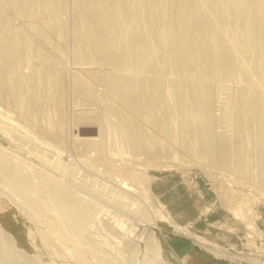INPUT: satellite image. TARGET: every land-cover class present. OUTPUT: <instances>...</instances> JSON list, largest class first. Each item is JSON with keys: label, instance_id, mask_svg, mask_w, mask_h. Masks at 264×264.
<instances>
[{"label": "bare ground", "instance_id": "bare-ground-1", "mask_svg": "<svg viewBox=\"0 0 264 264\" xmlns=\"http://www.w3.org/2000/svg\"><path fill=\"white\" fill-rule=\"evenodd\" d=\"M71 2L73 33L70 34L74 37L75 65L67 71L57 61L65 53V43L48 47L33 41L7 19L4 9L28 21L29 29L44 40L51 34L65 39L69 30L65 18L69 0H0V103L4 107L13 105L28 126L42 133L45 128L51 136L59 138L68 130L63 125L68 96L65 90L66 84L72 82L77 92L103 103L105 115L99 119L98 135L75 138L87 145L90 152L102 155L107 163L110 161L108 164L114 166L116 158L128 155L166 157L178 140L183 154L200 157L220 169L235 164L244 173L251 153L247 148L250 134L246 125L254 120L256 137L250 145L264 171L261 93L246 87L233 90L230 109L232 120L237 123H234L235 138L217 133L210 124L214 117L211 86L215 76H243L264 84V0ZM95 71L99 78L93 75ZM169 72L175 74L174 79L167 77ZM3 112L0 129L8 135L13 120ZM176 129L184 135L180 137ZM50 144L43 146L48 151L53 148L56 158L60 157L52 163L61 172L58 176L22 161L0 146V193L11 197L4 188L8 185L25 201L54 209L71 229L74 241L78 239V244L88 245L96 252L92 254L93 264H138L137 243L131 239L132 228H127L131 224L126 225L121 219L124 212L111 213L100 198L93 199L81 186L63 179L76 159L65 154L59 145ZM82 161L93 168L91 159ZM122 179V184L111 185L117 200H134L124 182L126 178ZM45 211L40 210V214L48 217ZM108 217L111 222L105 220ZM108 231L110 235L106 236ZM15 248L12 236L0 226V251L5 255L1 264H16ZM210 249L220 254L217 248ZM84 251L89 252L85 248ZM72 257L75 258L73 254ZM153 263L151 260L141 264Z\"/></svg>", "mask_w": 264, "mask_h": 264}, {"label": "rangeland", "instance_id": "rangeland-1", "mask_svg": "<svg viewBox=\"0 0 264 264\" xmlns=\"http://www.w3.org/2000/svg\"><path fill=\"white\" fill-rule=\"evenodd\" d=\"M71 3L69 0L68 13L65 14L69 23L68 36L64 37L66 40L57 34H51L47 40L42 39L29 29L28 21L16 16L12 11L4 9V15L7 19L15 27L29 35L33 41L47 44L48 47L65 43V53L64 55L61 54L63 57L60 58L59 56L57 61H61L67 71L71 65H75L72 48L74 37L73 34H70L73 33ZM237 62L241 63L240 58L237 59ZM250 74L252 73L250 72ZM93 75L98 76V71H95ZM167 77L174 79L175 74L169 72ZM66 81L68 82L69 79ZM70 83L66 84L67 90H65V96L68 95L67 100L65 98L63 121L65 130L68 129L65 131L67 132L65 135L55 138L45 128H43V133L42 130L34 129V127L32 129L13 105L7 106L6 104L4 107L5 104L0 103V112H6L13 120L8 126L10 129L8 135L0 129V146L11 154L17 155L18 158H22V161L32 162V165L46 169L57 176L61 175V172L57 171L52 163L60 157L56 158L53 148L51 149L54 150L52 153L43 145L46 146L47 143L54 144L53 146L59 145L57 147H60L65 154H70L72 158L76 159L75 164L71 166V172L69 174L64 173L63 179L81 186L80 188L93 199L100 198L103 204L108 206L105 208L111 213L114 211L118 214L124 212V215L121 214V219L125 221L126 225L131 224L127 228H132L131 239L137 243L138 264L151 260L154 262L153 264H175L164 253L163 238L164 234L168 232L198 240L209 251H211L210 248H217L220 251V256L239 259L249 264H264V171L262 172L260 169L254 153L255 150L250 145L256 137V122L254 120H250L246 125L251 139H249L247 147L251 153H248L249 166L246 173L238 165L235 168V164L227 169H220L219 165L207 162L200 157L185 155L181 152L178 140L175 150L173 149L172 153L166 157L143 154L141 156L128 155L124 156V159L116 158L117 162L115 161L113 166L110 165V161L108 164L102 155L101 158L94 151L90 152L87 145L76 140L75 137H96L98 135L99 119L105 115V109L99 99L80 94L72 87V82ZM244 87L247 90L261 93L264 98V84H257L250 78L243 76L241 78L240 76L232 78L215 76L214 85L211 86L214 117L211 118L210 124L217 133L235 138L236 130L234 131V128L237 123L232 120V109L230 108L233 104L234 91ZM3 107L4 110H1ZM12 123L14 124L12 125ZM180 132L181 130L176 129V133L183 136L184 133ZM35 137L41 141L35 142ZM37 142L44 148L39 146ZM86 159L92 160L93 168L83 164L82 160ZM130 173H134V175L132 176ZM140 175L147 177V181L145 178L142 180V177L139 179ZM124 177L126 178L124 182L128 184V189L134 199L129 202L117 200L111 188L115 182L118 185L122 184L121 179ZM141 181L142 183H140ZM4 188L9 191L11 197L0 193V204L10 211L14 224L27 240V250L25 251L28 254L27 260L25 261L22 256L15 255L13 258L16 264H85L83 258L93 264L92 254H96V252L88 245L78 244V239L74 241L71 229L64 223V218L58 217L54 209L51 210V207L46 208L25 201L8 185ZM40 210H46L45 213L48 214V217L40 214ZM162 215H164L163 218ZM109 216L113 215L110 214ZM110 219L112 218L108 217L105 220L111 222ZM201 232L207 234L210 232L211 237L217 235L226 237V245H217L210 239L202 237ZM109 235L108 231L106 236ZM110 242L113 240L110 239ZM84 248L85 250L88 249L89 252H85ZM72 254L75 258L72 257ZM143 258L146 260L144 261Z\"/></svg>", "mask_w": 264, "mask_h": 264}, {"label": "crops", "instance_id": "crops-1", "mask_svg": "<svg viewBox=\"0 0 264 264\" xmlns=\"http://www.w3.org/2000/svg\"><path fill=\"white\" fill-rule=\"evenodd\" d=\"M12 216L10 211L4 207V205L0 204V226L12 236L15 242V255L22 256L24 260H26V253L27 250V240L26 237L23 236L21 231L18 229V227L14 224L12 220ZM17 231H16V230ZM198 232V231H197ZM202 237L204 236L207 239H210V241H213L214 243H217V245L223 244L226 245V237H219L217 235L216 237H211L206 232L200 233ZM163 238V248L164 253L168 256L170 260H172L175 264H249L247 262L241 261L239 259L231 258V257H224L220 255L213 254L208 249L204 248L198 240H195L193 238L175 234V233H166L164 234ZM218 237V238H217ZM228 244V243H227ZM24 249V250H23ZM23 251L22 252H18ZM2 255L1 258L4 255L3 252H1Z\"/></svg>", "mask_w": 264, "mask_h": 264}]
</instances>
